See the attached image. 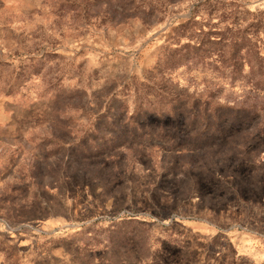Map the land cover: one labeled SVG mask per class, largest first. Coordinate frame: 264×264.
I'll use <instances>...</instances> for the list:
<instances>
[{"label": "rangeland", "instance_id": "1", "mask_svg": "<svg viewBox=\"0 0 264 264\" xmlns=\"http://www.w3.org/2000/svg\"><path fill=\"white\" fill-rule=\"evenodd\" d=\"M26 136L59 191L0 182V264H264V0H0Z\"/></svg>", "mask_w": 264, "mask_h": 264}, {"label": "crops", "instance_id": "2", "mask_svg": "<svg viewBox=\"0 0 264 264\" xmlns=\"http://www.w3.org/2000/svg\"><path fill=\"white\" fill-rule=\"evenodd\" d=\"M44 136L57 139L59 135L57 133H51ZM42 139L45 140L46 137H42ZM25 145L29 151V155L26 158L23 157V155L19 156L14 152L12 153V149L10 148L13 147V145L9 142H0V182H2L1 186H3L5 193L11 194L17 189H27L25 195L30 196L28 201H36V198L31 197V195L41 193L44 189L46 192L49 190H52V193H55V191L58 192V166L56 163L59 159L54 158L55 163L53 160H49L48 157H46L47 155H44L43 151L29 143V138L27 136ZM69 158L70 157H68V160ZM45 161L48 163H45ZM54 169L55 171H52ZM41 201H43V199L39 202ZM3 236L4 235L0 233V237ZM1 242L0 240V243ZM0 252L2 251L0 250ZM1 257L0 255V258ZM1 259L4 262L3 258Z\"/></svg>", "mask_w": 264, "mask_h": 264}]
</instances>
